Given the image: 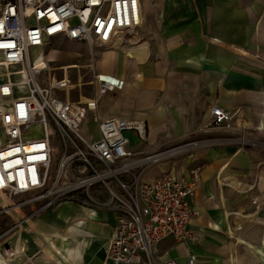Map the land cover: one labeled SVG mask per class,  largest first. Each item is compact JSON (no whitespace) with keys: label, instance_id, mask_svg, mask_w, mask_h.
Listing matches in <instances>:
<instances>
[{"label":"crops","instance_id":"obj_1","mask_svg":"<svg viewBox=\"0 0 264 264\" xmlns=\"http://www.w3.org/2000/svg\"><path fill=\"white\" fill-rule=\"evenodd\" d=\"M140 5L141 24L128 41L100 46L105 50L97 57V65L124 83L107 93L119 91L115 96L101 98L99 115L143 119L146 139L153 141L156 132L174 138L207 123L210 108L216 104L233 114L236 122L246 123L244 127L236 124L235 132L264 140V0H140ZM143 144L137 139L130 142L138 155ZM212 151L201 149L184 160H162L145 168L141 177L145 181L163 173L187 177L193 166L187 168L188 159L206 161L190 199L198 214L189 227L216 242L217 235L210 229L227 224L228 210L236 214L231 220L243 219L237 216L238 204L213 209L207 195L218 186L211 175L221 161L243 162L239 167L244 168L245 188L251 186L252 193L264 195V154ZM11 201L7 196L4 203L3 197L0 200V210L9 212L11 220L3 236L4 247L11 252L6 255L0 250V264H113L106 255L117 222L112 211L62 201L32 214L34 205L8 208ZM243 208L246 246L242 261L264 264V201L246 202ZM198 239L179 243L168 237L156 246V260L186 264L194 256L195 264H225L219 257L223 247L210 241L204 247Z\"/></svg>","mask_w":264,"mask_h":264},{"label":"built area","instance_id":"obj_2","mask_svg":"<svg viewBox=\"0 0 264 264\" xmlns=\"http://www.w3.org/2000/svg\"><path fill=\"white\" fill-rule=\"evenodd\" d=\"M140 24V0H0V68L11 70L0 73V127L6 138L0 145V192L11 200L20 197L8 208L34 205L32 214L62 201L112 211L117 222L106 248L109 261L177 264L157 261L155 249L168 237L179 243L196 239L189 222L198 211L190 199L201 167L191 166L187 177L163 173L142 180L137 169L166 152L138 155L131 148L129 132L139 142L147 138L143 119L98 113L99 99L120 89L123 80L98 71L92 61L95 92L72 101L56 94L69 87L68 75L42 85V69L31 58L32 50L41 55L56 38L86 43L92 53L94 46L121 40ZM13 75L22 78L14 81ZM209 112L206 128L231 121L232 114L219 105ZM85 120L95 123L96 139L83 134ZM186 264H195L194 256Z\"/></svg>","mask_w":264,"mask_h":264},{"label":"rangeland","instance_id":"obj_3","mask_svg":"<svg viewBox=\"0 0 264 264\" xmlns=\"http://www.w3.org/2000/svg\"><path fill=\"white\" fill-rule=\"evenodd\" d=\"M129 36L130 35L128 34L122 37V41H128ZM104 50V47L102 48L100 46H94L93 52L91 53L90 48L86 43H79L65 38H56L51 40L50 43L45 45L40 51L41 57L46 61L47 67L41 70L38 77L39 83L42 85H47L50 82L51 78L61 77V75L65 73V70L61 69V67H64L66 64L73 63L77 65V67H72L66 70V74L68 75L70 81L69 87L66 91H59L56 92V94H58L60 97L68 98L72 101L85 100L86 98L92 96L95 92V88L91 84V62L93 61L94 67L98 71L102 72L100 67L97 65V63L100 64V61H98L100 58L98 59L97 57L100 55V52ZM38 53L39 50H32L31 58L35 60V58L40 55ZM4 71L5 70L3 68H0L1 74H4ZM107 75L120 79L114 74ZM11 78L14 81H18L21 80L22 76L13 75ZM22 90L25 91L24 88L21 89V91ZM116 93H110L106 96H115ZM101 98L99 99V102ZM101 108L103 110V107ZM103 115V112L100 113V116ZM233 118L234 117L232 114L231 121L226 125L206 128L204 126L205 124H201L196 129L190 131L188 134L174 138L166 137L164 131L156 132L155 140L151 141L150 137H148V139L144 141V144L141 146L142 149L139 152L140 155H147L160 151H174L172 153L166 154L156 162L146 164V169L153 165H156L162 160H184L192 152H196L201 149L206 150L209 153L215 152L212 151L213 149H215L218 153L222 154L231 152L237 155H244L246 152L250 151H256L260 154H264V140H262L261 138H250L246 134L239 132V130L235 132L234 128L236 124L239 127H244L246 123L239 121L236 122L235 118ZM31 130L39 131V128L37 126H33ZM148 130L150 131V127ZM82 131L83 134L88 135L91 139L97 138V129L95 123L92 121L85 120L82 125ZM31 134L36 133L31 132ZM135 139L136 138L132 136L131 141L134 142ZM4 142L5 137L3 135V132L0 130V145H2ZM229 147H233L232 151H229ZM191 159L187 160L189 161V165L187 168L195 164L199 165L201 168H205L208 164L200 157H197V160L193 162H190ZM243 164V162L234 163L232 161L219 162V169H215L216 171L213 173V175H211L212 179H214V182L218 187L213 190L212 194L207 195V199L211 202L213 209H218V207L220 206L224 207L228 205L229 207H233V205L235 204L240 205L241 207H239L240 209L237 211V216L242 218L243 221L240 220L241 222H236L234 219L231 220V218L236 216V214H234L233 210H226L227 212L225 214V218L227 224L223 226L222 229H210V233L212 235H217L216 242H213L211 241V239L206 238L207 236L203 233L199 235V233L195 232V240L199 238L198 240L204 247H206L207 241L213 242L212 244H218L219 246L223 247L222 253H220L219 257L226 260L225 264H244V262L242 261L243 257L241 256L243 255L246 246V227L244 222L245 211L243 207L246 202L255 203L256 201H264V195L252 193L251 186L245 188L246 184L248 183L246 182L244 168L239 167L240 165L243 166ZM261 164L262 163H258V165ZM144 167L138 168L137 171L144 172L146 170ZM213 171L214 170L212 169V172ZM255 183L256 180H254L252 187L255 186ZM2 194L0 195L3 197L4 203L6 201V195ZM202 196L205 197V195ZM18 199H20V197H12V201H17ZM3 211L4 210H0V250L5 252L6 255H9L11 251H8V249L4 247L3 240H5V238L3 236L5 235L7 228L11 224V220L9 212ZM229 256H232L234 260L228 261Z\"/></svg>","mask_w":264,"mask_h":264},{"label":"bare ground","instance_id":"obj_4","mask_svg":"<svg viewBox=\"0 0 264 264\" xmlns=\"http://www.w3.org/2000/svg\"><path fill=\"white\" fill-rule=\"evenodd\" d=\"M144 48V47H143ZM138 51V50H137ZM130 52V51H129ZM134 52H136V51H134ZM241 52H243V50L241 51ZM148 53V52H147ZM137 56V55H136ZM34 62H35V67L36 68H38V69H45L46 67H47V64H46V61L41 57V55H38L36 58H35V60H34ZM67 65V66H66ZM65 65V68H64V70H65V73H67V69L68 68H74V67H77V65H75V64H73V63H71V64H66ZM8 74L9 73H11L10 71V69H6L5 70ZM111 77V76H110ZM112 78H116V77H112ZM82 83V82H81ZM90 83V82H89ZM81 96H83V95H81ZM81 98H83V97H81ZM174 150H171V151H168V152H166V154H168V153H172ZM5 195V194H4ZM12 197H14L13 195H11ZM0 200H2V196L0 195ZM53 241H55V240H53ZM43 251V250H42ZM6 254V253H5ZM47 257V256H46Z\"/></svg>","mask_w":264,"mask_h":264}]
</instances>
